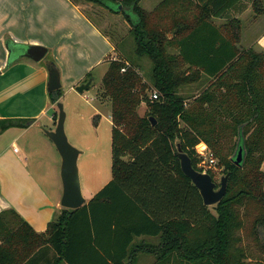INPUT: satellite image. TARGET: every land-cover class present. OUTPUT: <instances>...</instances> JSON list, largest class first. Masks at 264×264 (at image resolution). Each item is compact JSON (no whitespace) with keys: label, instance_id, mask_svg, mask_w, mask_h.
I'll return each mask as SVG.
<instances>
[{"label":"trees","instance_id":"obj_1","mask_svg":"<svg viewBox=\"0 0 264 264\" xmlns=\"http://www.w3.org/2000/svg\"><path fill=\"white\" fill-rule=\"evenodd\" d=\"M71 1L124 15L136 55L152 63L154 91L140 63L110 62L99 97L112 106L111 181L81 208L62 209L42 233L15 210L0 212V264H36L46 249L55 253L49 264H133L138 237L160 239L156 250L149 241L143 249L155 264H264V50L240 47L243 0H163L152 11L141 0ZM250 1L262 15L263 0ZM197 84L205 88L181 95ZM61 96L49 93L55 105ZM27 122L2 119L0 134ZM201 143L229 176L217 215L177 154L181 144L204 172L196 153ZM206 172L215 181V171ZM77 221L95 236L85 247L77 245Z\"/></svg>","mask_w":264,"mask_h":264},{"label":"crops","instance_id":"obj_2","mask_svg":"<svg viewBox=\"0 0 264 264\" xmlns=\"http://www.w3.org/2000/svg\"><path fill=\"white\" fill-rule=\"evenodd\" d=\"M90 6H94V4H73L70 0H0V87L3 88L0 90V120L23 119L29 121L25 127H11L0 134V212L15 210L38 233L46 231L48 224L63 209L59 202L60 199L57 197V190L52 191L42 185V178L40 179V176L36 174L37 164L34 160L39 147L44 149L45 147L49 148V145L46 139H37L36 132L32 129L42 130L45 126L42 124V119L49 117L51 128L49 127L48 131L55 130V105L51 103L47 90L49 76L44 64L32 62L27 58H17L13 61L12 66L11 63L7 65L10 53L4 46V36L10 32L12 39L18 44L41 45L48 48L62 69L61 82L63 80L65 82V79L72 80L74 77H70L71 75H78L79 78L72 83L75 84L78 79L82 78L79 80L81 83L84 80L83 77L87 73L89 74L88 71L92 66L103 64L115 57V55L109 54L110 51L117 52L110 35L88 19L86 8ZM72 15L78 19L79 23L87 24L92 37L99 36L103 40V47L96 51L98 59L91 62L90 66L84 69L85 72L79 74H73L70 70L67 57L70 52H73V45L63 46L56 43V37L61 35ZM238 17L243 24L240 47H254L257 51L264 50V13L256 15L251 1L243 0L241 8L238 10ZM51 19H53L52 22ZM19 29L21 35L17 33ZM24 33L28 36L27 38L20 37ZM79 42L78 39L74 44ZM75 52L76 49H74ZM107 54L109 55L106 57ZM14 104L26 109L17 110L18 113L11 112L10 109L6 110L7 107ZM49 110L53 112L51 115ZM43 133H45L44 130ZM7 135L10 138L5 137ZM2 136L5 139H2ZM21 137H27V140L22 148H18L17 141H20ZM38 143L40 144L37 145ZM203 145L205 144L203 143ZM262 169L264 171V163ZM41 177L43 176L41 175ZM89 200H86V204ZM85 225L87 226V223L80 221L75 223L74 232L77 245H83L87 239H91V236L95 238L93 234L86 232ZM146 241L153 244L154 249L160 243L159 238H136L134 245H137L139 250L135 252L130 263L155 264V255L143 250ZM83 247L85 246L83 245ZM42 252L39 254L40 257L36 264H49L55 258V253L52 250L46 249L44 253ZM61 264L67 263L64 261Z\"/></svg>","mask_w":264,"mask_h":264},{"label":"rangeland","instance_id":"obj_3","mask_svg":"<svg viewBox=\"0 0 264 264\" xmlns=\"http://www.w3.org/2000/svg\"><path fill=\"white\" fill-rule=\"evenodd\" d=\"M113 1L120 2L121 0ZM162 1L163 0H141L140 6L146 11H152ZM86 11L89 15V17L86 15L88 19L98 28H101L103 32L110 35L117 49V52H109V54H112V56L115 55V57L110 58L103 64H97L91 67V70L88 72L92 74L94 82L90 89L86 90L83 94L79 93L76 90V87L88 79V73L83 77L84 80L81 83L79 80H82V78L78 79L77 83H72L79 78L77 77L78 75H71L70 77H74L72 80L65 79V82L64 80L62 81V96L60 102L63 104L66 114L65 132L71 145L81 152L78 158V169L83 196L86 200H89L112 179V106L108 101L99 97L102 88V81L110 62L116 58L125 59L132 63H140L144 68L142 71L143 79L149 86L148 92L152 93L154 89L152 84V63L148 58H140L136 55L135 40L130 33L131 28L126 22L124 15L122 13L114 14L97 5L90 6L89 8L87 7ZM52 21L53 19H51V22ZM224 22V20L217 21L218 24H223ZM50 26H52L51 23ZM3 27H5V25H3ZM89 30L90 29L85 22L79 23L78 19L72 15L69 17V22L65 29H63L61 35L56 37L57 44H62L63 46L66 44H69L67 46L73 45V52H70L67 56L70 70L73 74L85 72L84 69L90 66L91 62L98 59L96 51L99 50L100 47H103L102 38L99 36L97 38L92 37L89 34ZM17 33L21 35L20 29ZM32 36H34V34H32ZM20 37L27 38L28 36L24 33V35ZM78 39L80 42L74 44ZM4 41V46L7 48V44H9L10 49L12 50H15L16 45H18V43L12 39L10 32L4 36ZM78 47L79 49H77ZM74 49H76L75 53ZM170 52L172 53L174 51L170 50ZM109 54H107L106 57ZM48 56L52 57L53 61L58 65L61 71L60 64L53 57L52 51L49 52ZM15 59L17 58H15L14 55L11 56L7 65L11 63L12 66ZM203 88H205V84L188 86L181 90V95L193 96ZM0 90H3V88L0 87ZM9 109L11 112L18 113L17 110L26 108L14 104L13 106L6 108V110ZM145 109L146 107L143 104L140 113L143 114ZM54 110L56 115L54 117L56 128L58 119L57 104L54 106ZM49 113L51 115L53 112L49 110ZM49 121V117L43 118L42 124L45 125L44 127L46 128L43 127L42 130H39L38 128L32 129V131L36 132L37 139H46L49 145V148L45 147L42 149L39 147L40 149L37 155L34 156V158L36 157V159H34L36 160L35 164H37L36 174L40 176V179L42 178L43 186L48 187V189L52 191L57 190V197L60 199L59 202L61 204L63 192L61 179L62 159L55 144L45 132L49 130V127L51 128ZM27 123H29V121ZM43 130L45 133H43ZM5 137L10 138L8 135ZM5 137L2 136L1 138L5 139ZM19 139L20 141H17V146L18 148H22L27 137H21ZM39 144L40 143L37 145ZM207 149V146L203 145V143L196 146L197 157L202 159L199 163V167L203 168L205 171H215V182L217 183V188H219L221 177L224 175L222 174V171L218 169L217 159H215L214 164L208 162ZM41 175L43 177H41ZM214 207L215 205L210 206L211 211L217 215ZM53 220H55V218Z\"/></svg>","mask_w":264,"mask_h":264},{"label":"water","instance_id":"obj_4","mask_svg":"<svg viewBox=\"0 0 264 264\" xmlns=\"http://www.w3.org/2000/svg\"><path fill=\"white\" fill-rule=\"evenodd\" d=\"M121 9L122 6L120 5ZM7 48L11 56L15 58H27L36 63H43L48 71V83L47 90L49 93L62 89L61 71L58 65L48 58V48L41 45H16L15 50L10 49L9 44ZM15 51V52H14ZM14 53V54H13ZM94 82V78L91 76L85 82L76 87V90L83 94L86 90L90 89ZM58 119L56 128L54 131H45L49 138L55 144L61 159V179L63 185V192L61 198V206L68 210H77L86 204V199L82 193L78 158L80 151L76 149L68 140L65 132V120L66 114L64 106L61 102L57 104ZM153 125L156 124V120L151 118ZM177 154L180 160L181 169L183 173L189 177L192 183L199 189L203 198L204 204L207 206L217 205L226 195L228 188L229 176H222L220 187L217 188V183L214 178L207 172H199L193 167L192 160L188 154H186L181 144L177 145ZM243 159L242 150L239 151L235 164L240 165Z\"/></svg>","mask_w":264,"mask_h":264},{"label":"built area","instance_id":"obj_5","mask_svg":"<svg viewBox=\"0 0 264 264\" xmlns=\"http://www.w3.org/2000/svg\"><path fill=\"white\" fill-rule=\"evenodd\" d=\"M122 71L124 72V71H126V69H123ZM152 98H153V99H158V94H157V93H154V94L152 95ZM207 152H208V154H207L208 162H209L210 164H214V163H215V159H214L213 155L208 151V149H207ZM204 172H206V171H204Z\"/></svg>","mask_w":264,"mask_h":264}]
</instances>
